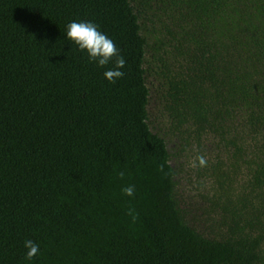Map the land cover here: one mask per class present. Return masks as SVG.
Masks as SVG:
<instances>
[{"label": "trees", "instance_id": "16d2710c", "mask_svg": "<svg viewBox=\"0 0 264 264\" xmlns=\"http://www.w3.org/2000/svg\"><path fill=\"white\" fill-rule=\"evenodd\" d=\"M0 264H264V0H0Z\"/></svg>", "mask_w": 264, "mask_h": 264}, {"label": "clouds", "instance_id": "9594fccd", "mask_svg": "<svg viewBox=\"0 0 264 264\" xmlns=\"http://www.w3.org/2000/svg\"><path fill=\"white\" fill-rule=\"evenodd\" d=\"M63 38L71 45L75 46L76 51L87 57L89 63L102 69V76L108 83H115L123 77L121 70L124 67V59L118 53L114 42L104 34L98 26L90 21H71L65 26ZM111 64V67L108 65ZM201 165L204 164L202 158L199 159ZM128 196L133 194V187L123 189ZM25 257L29 260L37 256L39 246L32 240L24 241Z\"/></svg>", "mask_w": 264, "mask_h": 264}]
</instances>
